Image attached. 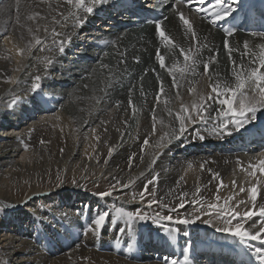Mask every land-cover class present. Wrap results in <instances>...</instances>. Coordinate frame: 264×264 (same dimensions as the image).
<instances>
[{
    "label": "bare ground",
    "instance_id": "bare-ground-1",
    "mask_svg": "<svg viewBox=\"0 0 264 264\" xmlns=\"http://www.w3.org/2000/svg\"><path fill=\"white\" fill-rule=\"evenodd\" d=\"M113 1L104 0L95 7L93 14L81 11L79 14L85 17V22L73 28L74 21L70 17L75 10L64 0H49L53 8L59 6L63 17L50 10L45 0H19V3L17 0H0V202L10 214L9 218L0 221V233H3L0 252L4 254L6 264H41V260L44 264H165L164 257L184 264L185 255L189 257V264H209L210 258L215 262L213 264H229L226 258L213 259L217 255H207L216 247L252 257L235 238L217 232L199 220L191 225L162 221V225L156 228H143L135 222L128 230L123 219H117L115 210L134 211L139 207L144 209L143 205L148 207L133 202L129 196L131 191L124 192V189L143 187L156 175L159 177L156 186L148 185L158 202L175 206L179 203L178 195L188 193L184 198L186 208L180 209L184 213L193 211V204L188 201L197 187L205 205L216 202L219 189L221 205L231 198L232 206L240 200L247 201L238 211L250 208L247 189L254 181L241 171L240 165L247 167L249 161L257 164V158L252 161L249 157L216 150L214 146H232L240 132L264 127V109L243 129L217 137L208 129L219 122L218 105L209 102L212 106L208 109L206 124L199 120L188 122L183 135L172 137V130L179 127L175 114L181 111L182 105L190 107L193 102H199L201 96L206 98L211 93L210 84L217 82L216 73H219L220 80H234L224 42L211 31L206 20L179 5L175 7H181L193 22L197 42L185 33L174 6L163 23L166 34L176 45L171 52L159 43L156 27L150 28L147 36L121 32L102 42L96 38L100 31H93L101 22L93 26L92 21ZM62 20L67 21L66 26H61ZM53 29L61 33L57 39L71 36L62 54L51 43ZM34 37L45 42L43 50L41 45L35 44ZM227 39L233 48L239 49L232 54L237 64L241 62L240 54L245 51L244 42L256 52L264 44L263 36ZM112 41H116V45L109 51L113 54L110 61L100 50L103 47L109 49ZM30 43L31 50L21 55L20 49L28 48ZM180 48L191 49L189 56L200 63L195 76L186 74L181 78L176 73L179 86L173 87L172 76L167 68H160L156 52L159 49L165 57L167 67L173 63L183 66ZM216 52L219 53L216 62L205 74L204 63ZM5 56L10 58L5 59ZM46 58L52 63L46 65ZM135 58H139V63ZM243 62L246 68L255 66L248 63L247 57ZM37 75L41 77V88L33 93L30 86ZM7 77H12L14 82H7ZM161 80L164 93L157 103ZM192 88L195 92L191 91ZM177 92L179 97L175 94ZM129 100L138 109L135 114ZM153 108L155 134L152 132ZM231 129L232 125H229ZM196 132L205 139L201 141L195 136ZM165 133L169 136L162 146L154 147ZM145 139L149 141L147 146L144 145ZM41 140L46 143L41 144ZM153 154L155 163H152ZM130 156L133 157L131 164ZM261 157L263 159L264 155ZM58 170L60 178L64 179L60 187L56 186ZM70 173H81L82 179L91 175L102 182L109 181L115 185V190L104 197L70 187L66 184ZM214 173L219 174V180L213 178ZM129 179L133 182L128 183ZM220 180L223 181L222 187ZM233 181H236L235 185ZM48 182L52 183L49 188L41 186ZM125 184L127 187L123 186ZM241 187L246 191L240 192ZM13 190L22 191L25 197L18 200ZM260 192L264 196V186ZM51 203L53 208L41 211L40 206ZM110 203L114 208L109 207ZM261 204L264 200L258 197L257 206ZM101 210L110 213L103 230L96 235L91 232L84 235L87 225ZM151 212L154 213V207ZM162 213L169 214L166 208ZM260 219L253 217L246 228L251 224L259 227ZM121 228L125 229L123 233ZM159 241L172 245L171 249L157 248ZM251 243L255 246L258 242ZM129 244L132 245L131 251ZM187 245L190 250L186 252ZM199 250L205 252L203 260L194 259ZM51 257L54 258L49 259ZM252 258L246 264H258Z\"/></svg>",
    "mask_w": 264,
    "mask_h": 264
},
{
    "label": "snow or ice",
    "instance_id": "snow-or-ice-1",
    "mask_svg": "<svg viewBox=\"0 0 264 264\" xmlns=\"http://www.w3.org/2000/svg\"><path fill=\"white\" fill-rule=\"evenodd\" d=\"M46 3H49L50 10L56 11L57 15L60 17L64 16V13L59 10V6L56 5L53 8V5L49 2V0H45ZM19 3V0H17ZM64 3L71 6L73 11L72 16L70 17L74 23L73 28L82 26L85 22V17L81 16L79 13L83 11L86 14H93L94 9L97 5H101L104 3V0H64ZM235 0H173L174 8L176 15L178 16L179 21L182 26H184V31L186 34H190L194 42L198 40V34L194 29L193 22L190 21L189 18L186 17L185 12L181 7H175L177 5L184 6L188 8L189 12H196L200 15L201 20H207L210 26H219L220 22L226 21L228 17L232 15L235 11L234 8ZM152 7H156V5H151ZM29 19H33L32 16H29ZM168 17H163L161 19L156 20H148L146 23H153L156 26V35L158 37L159 43L163 45L165 48L169 49L171 52L176 45L174 44L172 38L166 34V31L163 27V23L167 20ZM55 21V17H53ZM67 21L62 20L61 26H66ZM31 33L32 29H28ZM47 31V29H45ZM225 34L224 40V48L227 51L228 58L231 62V76L234 78L232 82L228 80H220L219 73H216L217 82L215 84H210L211 93L207 95V97L201 96L199 98V102H193L192 105L184 106L182 105L181 111L175 114V119L179 121L178 129L172 130V137L179 138L180 135L187 130V123L192 122L195 123L197 120L202 123H207L208 120V109L211 108L212 103L218 105L217 110V118L219 122L215 124L211 129H208L213 135L220 137L224 133L227 135H232L233 131H239L243 129L247 124L254 121L256 119V114L264 109V44H261L260 51L256 52L249 48V44L244 42L245 51L242 52L241 62L237 64V61L232 58V54L234 51H239V49L233 48L229 42L227 37H231L234 34L233 28H224ZM255 35V34H254ZM264 35V34H261ZM61 33L53 29L52 31V45L58 49L59 53H64L65 45L70 43L71 36H67L65 39H57L60 37ZM8 37H5L7 39ZM35 44L45 46V42L42 41L38 37H34ZM112 46L116 45V41L111 42ZM206 46V45H205ZM31 50V43L28 48L20 49V54L23 55L25 52ZM49 51H52L49 48ZM191 49L180 48V54L184 58L183 66L178 63H173L171 67H167L165 63V57L160 54L159 49L156 52V59L159 62V66L162 69L167 68L168 74L172 76V86L178 87V82L176 78V73H179L181 78H184L186 74H190L191 76H195L197 74V68L199 66V61L195 57H190L189 52ZM199 50H197L198 52ZM218 52L208 57L207 61L204 63V72L207 74L209 71V67L211 64L216 62V57L218 56ZM104 55H107V52H104ZM121 55H124L121 53ZM247 57L248 63L250 65H255L254 67H245L243 62V58ZM5 59H9L10 57L5 56ZM135 62L139 63V58H135ZM45 63L51 64V59H45ZM102 67L107 68L108 65H102ZM155 72L156 70L153 69ZM143 80V76L140 77ZM157 79L159 80V75L157 74ZM41 77L39 75L35 76L34 82L31 85V90L35 93L38 89L41 88L40 83ZM7 82L12 83L13 78L7 77ZM247 89V90H246ZM131 91V89L129 90ZM192 92H195V88L191 89ZM163 81H160V91L157 95V103L160 101V96L163 95ZM215 95H212V94ZM177 97H179V93L177 92ZM212 102V103H209ZM167 104V101H165ZM118 106V105H117ZM129 106L132 107L133 114H135L138 109L132 106L131 100H129ZM193 110H195V115H193ZM169 115H172V112L169 111ZM153 124H152V132L155 134L156 132V116L155 109L153 108ZM101 123H105L101 121ZM127 123V122H125ZM229 125H232V129L229 130ZM169 134L165 133L159 140H157L154 147L159 148L162 146V142L168 138ZM201 141L205 139L203 135L199 132L195 133ZM98 140L99 137H96ZM167 142H170L168 139ZM46 143L41 140V144ZM149 144L148 139H145L144 145L147 146ZM27 150V146H26ZM61 153H63V149H61ZM111 155V150L109 152V156ZM264 155V154H262ZM133 157H129V163L131 164ZM152 163H155V154H153ZM240 164V161H237ZM241 171L246 172L247 176L252 178L254 183L251 184V187L247 189L250 193V201L251 206L247 208L243 212L238 211L241 204H246L247 201L240 200L235 206L230 204V199L225 200L221 205L219 202L221 200L220 195L218 194L219 189H217V195L215 197L216 202L208 203L205 205L203 203V198L200 197V188L197 187L195 193L191 200L188 203L193 204L192 212L181 213L180 209H185V197L188 196L187 192H181L177 199L179 203L175 206H169L158 202L155 199H152L148 202V207L152 208L154 204H159L161 209L166 208L168 213L164 215L161 211H154L153 214H145L141 211H124L120 209L116 213L117 219H123L124 224L126 225L128 230H131L134 223L136 221H149L157 224L162 221H168L175 224H184L191 225L196 223L198 220L202 223L208 224L215 228L217 232L229 235L236 239L238 244L244 246L248 252H250L251 256L254 257L255 261H258V264H264V204L261 206H257L258 197L264 200V196H261L260 189L264 186V159H260L257 164L248 162L247 167H244L243 164L240 165ZM211 171V170H209ZM257 172L260 173V176L257 177ZM214 179H220L218 173L213 174ZM158 175L154 176L152 179L147 181L143 191L140 193V200L143 201L146 195H150L148 192L147 185L151 184L153 187L156 186V181H158ZM182 179V178H181ZM57 187L62 186L63 181L60 179L59 170L56 176ZM133 180L129 179L128 183H132ZM75 184L76 181L73 180ZM117 183H119V179L117 178ZM236 184V181H233V185ZM127 187V184L123 185ZM220 186H223V181L220 180ZM115 187V185H113ZM240 192H245L246 189L241 187L239 189ZM111 193H103V195H110ZM132 199L135 200L136 196L133 195ZM195 205H199L196 207ZM201 209L203 211L201 212ZM109 211L101 210L96 213L90 223L87 225L84 235H87L91 232L93 235L100 233L103 230L105 223L109 218ZM204 216L209 217L208 219H203ZM253 217H260L259 227L256 224H251L246 228V224L248 221L252 220ZM216 221H219L217 224ZM115 222V221H113ZM120 231L123 233L125 231L124 228H121ZM185 236L188 235L187 232L184 233ZM251 242H258L255 246L252 245ZM129 251L132 250V245H128ZM190 250V245L186 246L185 251ZM165 264H178V261L175 259H170L169 257L163 258ZM184 264H189L188 255L184 256Z\"/></svg>",
    "mask_w": 264,
    "mask_h": 264
},
{
    "label": "rangeland",
    "instance_id": "rangeland-1",
    "mask_svg": "<svg viewBox=\"0 0 264 264\" xmlns=\"http://www.w3.org/2000/svg\"><path fill=\"white\" fill-rule=\"evenodd\" d=\"M34 82V81H33ZM32 82V83H33ZM32 85V84H31ZM31 87V86H30ZM175 94H177V93H175ZM60 111V109L57 111V112H59ZM32 147V144H30L29 145V147ZM30 147V148H31ZM32 151V150H31ZM75 175V177H74V175ZM78 174V173H77ZM77 174L76 173H70V175L72 176V178L70 179V175L68 176V178H67V183L66 184H68V186H70V187H74V188H80V189H84V190H86V191H84V192H90V193H94V194H96V195H102V196H107V195H103V193H112L113 191H112V189H114V187H113V185H111V183H109V181H106V182H102V180H99V179H95V177H93V176H91V175H89V177L87 176V177H85L84 179H82V174L81 173H79L78 174V176H77ZM82 179V181H81V179ZM62 181H64V179H62V178H60ZM73 180H75L76 181V183L74 184L73 183ZM99 180V181H98ZM102 182V183H101ZM82 183V184H81ZM107 183H109V184H107ZM63 185V184H62ZM110 185V186H109ZM43 188H49L50 186H52V183H49L48 182V184L46 183V184H42L41 185ZM144 187L145 186H140V187H138V188H135V189H133V190H131L130 188H127V189H124V192H130V199H132V196L133 195H135L136 196V199L135 200H133L132 199V201L133 202H136V203H138V204H140V203H144V204H146V205H148V202L150 201V200H152V199H155V200H157L156 199V195H155V192L151 189V187L149 186V185H147V188H148V192L150 193V195H146V197H145V199L143 200V201H141L140 200V193L143 191V189H144ZM74 188H72V189H74ZM115 190V189H114ZM13 193L15 194V197L18 199V200H21V199H23L25 196H24V193L22 192V191H17V190H13ZM111 195V194H110ZM23 197V198H22ZM96 205H97V203H95ZM52 205V206H51ZM140 205H143V204H140ZM145 208L144 209H142V207L140 208H138V209H136V210H134L133 212H135V211H141V212H143V213H145V214H153V212H151V208H149V207H147V206H145V205H143ZM110 208L111 207H113L114 208V206H113V203H110V206H109ZM152 207H154V211H161L162 212V209L157 205V204H154ZM45 208H48V209H51V208H53V204L51 203V204H49V205H46L45 207H43V206H40V209H41V211L42 212H45ZM164 211V210H163ZM115 212H117L116 210H115ZM182 214L184 213L183 211H180ZM115 214V213H114ZM9 212L4 208V206L2 205V203L0 202V221H4L6 218H9ZM164 215H166V214H164ZM136 223H138L139 225H141L143 228H149V227H152V228H156V227H158V225H162V223H157V224H154V223H152L151 222V220H149V221H136ZM3 235V233H0V237ZM55 238H52L51 240H54ZM37 246H38V244H37ZM42 258H45V259H48L47 257H42ZM52 258H54V257H51V258H49V259H52ZM0 264H6V259H5V257H4V254L2 253V252H0ZM41 264H44V261L43 260H41Z\"/></svg>",
    "mask_w": 264,
    "mask_h": 264
}]
</instances>
